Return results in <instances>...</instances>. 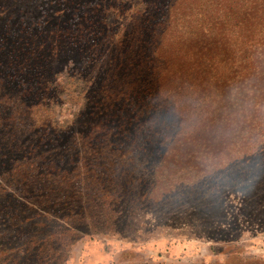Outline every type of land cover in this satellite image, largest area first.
I'll use <instances>...</instances> for the list:
<instances>
[{
    "label": "trees",
    "instance_id": "obj_1",
    "mask_svg": "<svg viewBox=\"0 0 264 264\" xmlns=\"http://www.w3.org/2000/svg\"><path fill=\"white\" fill-rule=\"evenodd\" d=\"M157 1L0 0V264H63L57 220L128 239L217 230V162L263 154L264 0ZM65 66L81 91L59 89ZM64 92L80 103L58 125ZM233 241L196 264H264Z\"/></svg>",
    "mask_w": 264,
    "mask_h": 264
},
{
    "label": "rangeland",
    "instance_id": "obj_2",
    "mask_svg": "<svg viewBox=\"0 0 264 264\" xmlns=\"http://www.w3.org/2000/svg\"><path fill=\"white\" fill-rule=\"evenodd\" d=\"M125 1L129 5L133 0ZM163 1L165 0L159 2ZM156 3L153 4L156 5ZM150 8L155 9L152 6ZM257 10H264V7L259 5ZM66 66L68 67V64ZM66 66L63 69L67 72ZM74 75L70 72L57 75L56 80L61 84L59 86L61 91L62 84H66L65 90L72 92L83 89L82 82L75 85L74 78L71 77ZM65 93L67 92H64L60 98L62 101H58L52 106L54 120L58 125H64L68 122L79 108L80 101L68 94L65 95ZM79 129L83 128L79 126ZM246 154L240 150L233 151L229 157V163L226 160L217 162L216 168L219 169L216 171L221 172V176L227 174L220 182L219 187L222 204L212 217L217 219L219 232L215 229L207 230L205 228L204 233L196 234L200 221L206 217L199 219L198 225L192 227L189 233L177 230L178 227L170 229L158 224V228L149 229L146 231L147 233L138 232L136 238L133 239H128V236V238H124L108 231H89L85 227L78 228V230L70 227L66 222L57 220L56 228L60 230L71 229L68 235L63 234L62 236H71L70 240L73 239L63 264H129L134 262L196 264L212 262L221 260L226 256L212 250L210 246L215 245L217 248H221L223 243L232 242L234 237H238L236 241H233L236 249L244 256L264 258V212L255 211L264 203V199L263 196L254 193L256 187L264 185L262 184L264 183V149L262 155L256 154L254 157H248ZM180 158L183 157L177 156L174 152L165 158L167 168L171 169L174 161L185 160ZM216 158L222 157L216 156ZM202 163L203 168H205L207 161H202ZM209 169L210 167H207L206 171ZM202 202L205 203L203 200ZM221 208L226 212L223 217H220ZM143 209L144 211H140L136 208L133 211L134 217H138L139 214L144 215L143 220L157 217L150 207ZM205 212L210 216V211L206 209ZM183 227L185 228V226Z\"/></svg>",
    "mask_w": 264,
    "mask_h": 264
}]
</instances>
